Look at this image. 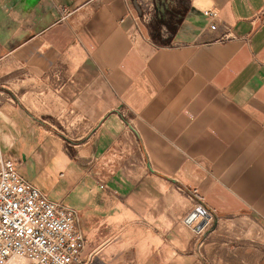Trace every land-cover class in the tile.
Returning a JSON list of instances; mask_svg holds the SVG:
<instances>
[{
	"label": "crops",
	"instance_id": "0c3cea01",
	"mask_svg": "<svg viewBox=\"0 0 264 264\" xmlns=\"http://www.w3.org/2000/svg\"><path fill=\"white\" fill-rule=\"evenodd\" d=\"M133 1L0 0V149L79 212L84 252L157 208L174 247L196 202L264 224V0H191L172 43Z\"/></svg>",
	"mask_w": 264,
	"mask_h": 264
},
{
	"label": "rangeland",
	"instance_id": "374dc122",
	"mask_svg": "<svg viewBox=\"0 0 264 264\" xmlns=\"http://www.w3.org/2000/svg\"><path fill=\"white\" fill-rule=\"evenodd\" d=\"M190 1L133 2L134 9L140 17L146 18V23L152 30L156 31L158 28L160 34L164 35V40L169 38L172 43L182 40L179 20H182ZM170 27L175 28L174 34ZM4 89L3 80H0V96L7 94ZM60 137L65 138L66 135ZM42 187L47 191L45 185ZM156 202L161 203L162 200ZM200 204L196 202L193 206L187 205L186 211L178 218L186 226L187 244L184 247L168 245L169 232L164 231L163 225H169L170 215H162V208H157V213L161 214L155 215L157 223L154 230H148L145 223V226L137 223L124 230L122 237L115 239L112 234V242L101 250H94L93 243L88 244L86 251L82 253L81 264H261L264 257V224L256 214L245 209L234 214L216 215L203 206L210 218L201 229L196 230L185 220ZM165 210L167 213L168 208ZM76 212L78 226L81 228L80 215Z\"/></svg>",
	"mask_w": 264,
	"mask_h": 264
},
{
	"label": "built area",
	"instance_id": "2783aa9c",
	"mask_svg": "<svg viewBox=\"0 0 264 264\" xmlns=\"http://www.w3.org/2000/svg\"><path fill=\"white\" fill-rule=\"evenodd\" d=\"M201 13L214 30L217 9L209 7ZM140 20L147 22L144 16ZM199 207L206 212L201 224L192 223L196 208L185 220L196 230L210 218L207 209ZM78 220L75 209L51 199L0 149V264H81L86 236Z\"/></svg>",
	"mask_w": 264,
	"mask_h": 264
},
{
	"label": "bare ground",
	"instance_id": "6f19581e",
	"mask_svg": "<svg viewBox=\"0 0 264 264\" xmlns=\"http://www.w3.org/2000/svg\"><path fill=\"white\" fill-rule=\"evenodd\" d=\"M194 212H195V219L192 223H194V225H198V224L202 223V221L205 219L204 215L206 214V212L204 209H202L200 207Z\"/></svg>",
	"mask_w": 264,
	"mask_h": 264
},
{
	"label": "trees",
	"instance_id": "16d2710c",
	"mask_svg": "<svg viewBox=\"0 0 264 264\" xmlns=\"http://www.w3.org/2000/svg\"><path fill=\"white\" fill-rule=\"evenodd\" d=\"M155 30L156 31H154V33L152 34L154 37V40L159 41V42L169 43V40H170L169 38L165 39V40L161 39L159 36V33H158V28H156ZM170 30L173 33L175 31V28L170 27Z\"/></svg>",
	"mask_w": 264,
	"mask_h": 264
}]
</instances>
